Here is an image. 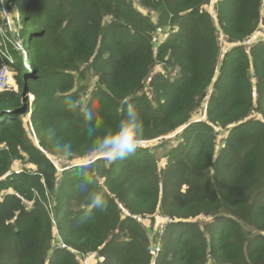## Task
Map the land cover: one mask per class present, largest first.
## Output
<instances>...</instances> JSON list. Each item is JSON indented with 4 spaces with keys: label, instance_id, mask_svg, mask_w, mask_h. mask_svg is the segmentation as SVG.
Segmentation results:
<instances>
[{
    "label": "trees",
    "instance_id": "trees-1",
    "mask_svg": "<svg viewBox=\"0 0 264 264\" xmlns=\"http://www.w3.org/2000/svg\"><path fill=\"white\" fill-rule=\"evenodd\" d=\"M211 3L0 0V264H264V0Z\"/></svg>",
    "mask_w": 264,
    "mask_h": 264
},
{
    "label": "clouds",
    "instance_id": "clouds-1",
    "mask_svg": "<svg viewBox=\"0 0 264 264\" xmlns=\"http://www.w3.org/2000/svg\"><path fill=\"white\" fill-rule=\"evenodd\" d=\"M139 146L137 136L133 128L122 126L111 136H106L100 144V150L108 153L106 158L115 160L133 153ZM99 204L97 200L95 202Z\"/></svg>",
    "mask_w": 264,
    "mask_h": 264
},
{
    "label": "built area",
    "instance_id": "built-area-1",
    "mask_svg": "<svg viewBox=\"0 0 264 264\" xmlns=\"http://www.w3.org/2000/svg\"><path fill=\"white\" fill-rule=\"evenodd\" d=\"M15 45L18 49L23 51L22 47L18 43H15ZM23 53H24V59H25L27 55L25 54V52ZM0 54L7 57V59L11 61L10 57H8L7 55H4L5 52L1 48H0ZM14 83H15V78L13 76V73L10 70V67L7 64H2L0 68V92H4V91L17 92L18 87H17V84H14ZM29 97H30V100L32 101L33 96L30 95ZM138 143L145 146L147 142H138Z\"/></svg>",
    "mask_w": 264,
    "mask_h": 264
},
{
    "label": "rangeland",
    "instance_id": "rangeland-1",
    "mask_svg": "<svg viewBox=\"0 0 264 264\" xmlns=\"http://www.w3.org/2000/svg\"><path fill=\"white\" fill-rule=\"evenodd\" d=\"M217 2V0H212V3H211V5H210V10H213V6L215 5V3ZM4 16L7 18V20H8V29H9V31H11V20H10V18L8 17V13H6L5 11H4ZM1 32H3V31H1ZM4 33V32H3ZM219 42H220V46L222 47V49H223V51H222V54L224 53V51H225V43L222 41V39L221 38H219ZM219 46V47H220ZM14 84H17L16 83V80H15V83ZM173 137V136H172ZM53 162H55V164H56V166H57V168H61V166H64V167H69V165H70V162H67V161H65V162H62V161H60V160H56V159H53ZM66 165H68V166H66ZM90 261H94V258L91 256L90 258H89V260L87 259V261H86V264H88V262L90 263Z\"/></svg>",
    "mask_w": 264,
    "mask_h": 264
},
{
    "label": "water",
    "instance_id": "water-1",
    "mask_svg": "<svg viewBox=\"0 0 264 264\" xmlns=\"http://www.w3.org/2000/svg\"><path fill=\"white\" fill-rule=\"evenodd\" d=\"M54 163V165L56 166V164H55V162H53ZM57 167V166H56ZM68 167H64V168H60V170H65V169H67ZM59 169V168H58Z\"/></svg>",
    "mask_w": 264,
    "mask_h": 264
}]
</instances>
